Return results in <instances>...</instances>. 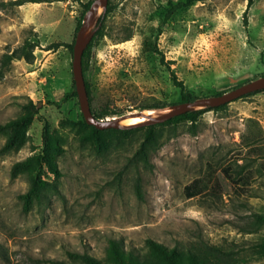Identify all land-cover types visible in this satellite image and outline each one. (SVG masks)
Returning a JSON list of instances; mask_svg holds the SVG:
<instances>
[{
    "label": "rangeland",
    "instance_id": "1",
    "mask_svg": "<svg viewBox=\"0 0 264 264\" xmlns=\"http://www.w3.org/2000/svg\"><path fill=\"white\" fill-rule=\"evenodd\" d=\"M13 1L0 0V65L3 55H12L1 70L0 126L28 101L39 111L24 144L0 152V264H82L70 257L76 254L103 260L110 239L141 252L146 239L169 248L202 240L231 251L236 264H264L258 247L264 225L248 231L254 215H264V90L208 110L194 125H156L157 149L148 166L129 161L143 137L139 128L106 133V150L98 153L81 143L71 124L81 119L77 98L61 108L50 104L73 91L72 54L53 45L74 40L77 20L85 14L81 5L89 0L21 6ZM168 1L108 0L114 10L106 17L107 35L92 47L83 74L95 114L111 111L115 115L104 118L111 119L179 104L170 72L196 99L264 76V0H200L161 24ZM25 39L38 45L32 64L20 57ZM41 118L62 148L61 177L56 193L24 213L18 196L27 190V180L11 179L10 169L41 149ZM4 142L0 132V149ZM207 164L217 170L231 166L237 173L252 170L249 194L185 199L183 187L202 176ZM40 176L54 182L45 169Z\"/></svg>",
    "mask_w": 264,
    "mask_h": 264
},
{
    "label": "trees",
    "instance_id": "2",
    "mask_svg": "<svg viewBox=\"0 0 264 264\" xmlns=\"http://www.w3.org/2000/svg\"><path fill=\"white\" fill-rule=\"evenodd\" d=\"M53 2L64 0H15L13 4L15 6H21L27 2ZM200 0H177L173 2L169 0L167 2V8L165 10L164 17L161 24L167 22L171 15L180 9H185L191 5L199 2ZM250 1V0H249ZM93 0H89L85 4H82L84 13L88 10ZM114 7L107 3L104 13L97 19L95 24V32L91 37L86 49L84 50L81 58L82 73L84 74L88 70L90 62V52L92 47L97 46L107 35L105 32L106 17L111 14ZM83 19V18H82ZM82 19L77 20L75 32H77ZM128 37L123 38L122 42L127 41ZM73 42L70 44L58 43L54 44V48L62 47L68 49L72 54ZM37 42H33L25 39L21 46L20 57L27 63L32 64L34 60L33 48L37 47ZM159 53V52H157ZM160 54V63L166 65L169 69L168 63L164 62L163 56ZM12 60V55H3L0 65V77L2 75L1 70L4 69ZM170 77L174 87L179 91L180 103L190 102L196 98L192 96L183 83L176 79L175 75L170 72ZM85 89L90 101V89L89 84L85 81ZM73 91L66 95L60 102H51L57 108H61L69 98H77L74 83L72 81ZM260 92V91H259ZM258 92L247 94L243 97H248ZM227 104L216 108H204L200 110H194L190 113H185L180 116H176L165 121L159 126L190 123L194 125L199 116L208 111H218L224 108ZM164 106H148L145 109L150 108H163ZM20 113L13 119L8 120L0 126V132L5 136V142L0 149L1 153H9L20 148L26 138V131L38 115L39 108L32 101H28L20 105ZM93 116L96 119H104L108 116L115 115L111 111H102L95 114L91 110ZM42 119V147L38 153H34L32 156L27 157L23 161L15 162L10 169V178L14 179L20 175H24L27 180V190L18 196V199L22 205V211L28 212L34 204H41L47 200L48 194L56 193L55 182L61 177L57 165V157L62 154V148L60 144L54 139L49 131V126L46 120ZM73 127H76L79 133V139L81 143L91 144L96 152H102L106 150V133L120 132L128 134L141 129L143 131V137L140 141L137 149L130 158L129 161L133 163H142L143 165H149V157L153 151L157 149V138L159 133L155 132L156 126H146L142 128H130V129H108V130H96L92 126H88L84 119L80 121L72 122ZM252 144H248L250 147ZM34 150V149H33ZM45 169L49 174L53 176L54 182L43 180L40 176L42 170ZM253 171L246 169L243 173H237L231 166H225L219 170L214 169L210 164L206 165V172L197 178L191 180L186 184L182 193L185 199H192L196 197L205 196L213 201H219L225 193L231 191L238 197H244L249 194L250 185L253 180ZM137 196L140 195L138 185H135ZM264 225V215L255 214L254 221L248 230L250 233L256 232L261 226ZM260 251L264 252V241L258 244ZM145 252V253H144ZM144 252L137 249H126L124 243L117 239H110L105 249V255L103 260H98L86 254L82 255H70L72 259L81 260L82 264H236V258L231 251H227L225 248L219 245L208 244L205 241H199L193 245H189L186 248L167 247L152 239H146L144 241Z\"/></svg>",
    "mask_w": 264,
    "mask_h": 264
},
{
    "label": "water",
    "instance_id": "3",
    "mask_svg": "<svg viewBox=\"0 0 264 264\" xmlns=\"http://www.w3.org/2000/svg\"><path fill=\"white\" fill-rule=\"evenodd\" d=\"M107 3L108 0H93V2L90 4L88 10L83 16L82 22L76 32L72 47V81L74 83V89L77 95V102L79 105L80 113L88 126H92L96 130L100 131L108 129H130L146 126H156L176 116H180L185 113H190L194 111L192 110L194 108L204 109L220 107L222 105L229 104L234 100H237L247 94L264 90V76H262L221 95L195 99L190 102L180 103L175 106L169 107V111L165 114H155L153 116L145 117L144 121L139 122L137 124L125 126H120L118 124V121L120 119H125L130 113L111 119H96L91 112L88 96L85 89L84 77L81 67V58L84 50L86 49L91 37L93 36L96 30V21L104 13ZM99 11H101L100 14ZM92 26L93 28L89 30ZM143 110L147 109H142L137 113L142 112Z\"/></svg>",
    "mask_w": 264,
    "mask_h": 264
},
{
    "label": "bare ground",
    "instance_id": "4",
    "mask_svg": "<svg viewBox=\"0 0 264 264\" xmlns=\"http://www.w3.org/2000/svg\"><path fill=\"white\" fill-rule=\"evenodd\" d=\"M169 111V108L163 110L147 109L143 112L129 114L125 119H120L118 121L119 125H132L137 124L145 120V117L153 116L155 114L162 115Z\"/></svg>",
    "mask_w": 264,
    "mask_h": 264
}]
</instances>
